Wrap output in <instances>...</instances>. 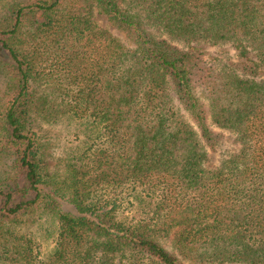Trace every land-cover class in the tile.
<instances>
[{
	"label": "trees",
	"instance_id": "1",
	"mask_svg": "<svg viewBox=\"0 0 264 264\" xmlns=\"http://www.w3.org/2000/svg\"><path fill=\"white\" fill-rule=\"evenodd\" d=\"M0 264H264V0H0Z\"/></svg>",
	"mask_w": 264,
	"mask_h": 264
},
{
	"label": "rangeland",
	"instance_id": "2",
	"mask_svg": "<svg viewBox=\"0 0 264 264\" xmlns=\"http://www.w3.org/2000/svg\"><path fill=\"white\" fill-rule=\"evenodd\" d=\"M96 18L101 26L109 27L117 35L121 36L123 40L128 42L126 35L122 31L117 29L116 27L110 25L104 15H97ZM203 48L208 49L210 53L207 56L210 58L214 57L217 54L216 48L214 47L208 48L205 45L203 46ZM225 49L227 48L225 47ZM70 132L68 130V127L66 128L65 124H59V125L53 126L51 133L54 135H53L52 142H51V147H50L51 151H50V157H49V163L52 168H55V166L57 165H61L62 157L65 152V148L67 147L69 141H71L73 138ZM228 150H234V146L229 141H223L219 147L218 153L220 152L221 154H227ZM41 241L43 243L42 248L45 252L50 250V248H52L53 244L49 239H47L46 241H43V239H41Z\"/></svg>",
	"mask_w": 264,
	"mask_h": 264
}]
</instances>
